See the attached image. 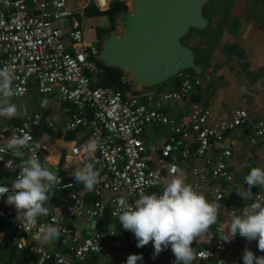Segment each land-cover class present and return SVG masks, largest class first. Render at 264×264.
Masks as SVG:
<instances>
[{
  "label": "built area",
  "instance_id": "2783aa9c",
  "mask_svg": "<svg viewBox=\"0 0 264 264\" xmlns=\"http://www.w3.org/2000/svg\"><path fill=\"white\" fill-rule=\"evenodd\" d=\"M87 2L0 0V68H8L13 74V97L22 96L28 86L33 85L39 93L68 103L70 109L65 115V129H82L86 133L82 144L71 148V153L80 157L76 169L93 163L99 172L98 183L92 191L87 190L94 196L92 201H86L72 189L76 184H82L61 179L60 184L54 187L65 193L58 201L57 211L50 212L33 224L19 225L14 219L15 209L5 203L6 197L0 198V222L13 230L8 239L15 247L21 248L25 237H34L40 228L56 222L60 237L54 243L62 245L69 238V250L73 252L74 260L79 262L84 261L88 254L101 253L103 250L116 255L123 243H136L133 233L124 231L112 234V230H109L79 235L68 228L66 216L73 215L86 221L96 217H114L118 209L132 205L139 194L163 190L174 175L173 169L177 168L176 158L171 157L164 171L152 165L154 149L142 139L145 127L151 123L162 125L169 134L178 135L183 140L193 135L196 142L193 153L202 159V166H191L192 186L210 202L220 197L221 209L229 219L234 210L238 213L246 205L264 203V193L252 190V195L245 201L237 192L242 190L243 184L235 181L226 170L230 150L221 143L222 133L244 125L247 121L245 110L238 109L229 120L218 118L212 123L207 122V112L196 102L190 104L185 117L173 118L163 110L165 106L186 97L199 84L200 77H195L189 70L180 71L176 76V89L157 93H129L122 91L119 85L91 87L88 73L95 75L101 69L92 58L97 40L89 42L83 38L82 10ZM92 2L95 5L94 0ZM120 82L127 83L123 77ZM39 118L38 112L25 113L6 134L0 135V148H4L12 136L27 135L31 141L29 148L24 150L25 156L28 159L39 158L43 145L34 138L32 132ZM48 126L51 129L53 127L50 122ZM48 138V133L44 134L43 139ZM93 140L99 141L101 147L93 154L81 157ZM248 140L251 145L264 148V121H258L251 127ZM170 150L169 142L161 148L163 154ZM189 153L190 149L183 147L180 156L184 158ZM156 162L161 160L157 159ZM20 167L21 162L17 158L10 153L0 152V184L10 187L7 178L14 180ZM205 170L209 173L208 178L203 173ZM215 179H221L223 183H210ZM230 193L236 194L235 200L239 207L224 199ZM232 243L235 244V241L223 242L216 238L212 246L193 248L197 260L225 264L215 252L225 251ZM244 249L243 246H236L235 258L229 264H238L243 260ZM249 249L258 256H264L255 242L249 244ZM28 251L43 260L51 258L54 264H70L72 261H67L59 252L44 250L35 242ZM160 254L164 256L166 264H173L175 257L170 247ZM125 262L126 259H122L119 264Z\"/></svg>",
  "mask_w": 264,
  "mask_h": 264
},
{
  "label": "crops",
  "instance_id": "0c3cea01",
  "mask_svg": "<svg viewBox=\"0 0 264 264\" xmlns=\"http://www.w3.org/2000/svg\"><path fill=\"white\" fill-rule=\"evenodd\" d=\"M244 1L239 14L232 16L223 31L220 33L213 31L205 36L206 39H209L214 35V40L209 42L207 48L203 50V54L208 58V63L202 71L199 84L194 86L186 97L163 108L168 116L180 118L185 117L190 104L196 102L207 112L208 123H212L218 118L229 120L234 111L245 110L247 113L246 123L223 132L221 140V143L230 150V155L226 159V170L235 181L242 183L243 186L244 176L251 167H264V148L259 145H251L248 140L251 127L258 121H264V0ZM94 3L98 8L106 7L105 0H103V6L98 3V0H94ZM96 22V17L85 18L83 15V38L85 41L93 42L98 39L94 28H92V24ZM220 28H222V24ZM176 88L177 80H169L159 85L158 88L153 87L148 91L157 93L172 91ZM12 102L19 106L22 116L32 112L40 114L37 125L32 128L34 138L40 140L43 145L40 151V162L56 171L62 181H74L72 172L76 169L80 157L74 156L71 153V148L74 145L82 144L86 133L82 129H65V115L69 111L70 105L58 101L54 96L39 93L33 85H29L22 96L12 97ZM22 116L12 120L0 118V135L6 134L13 125L20 121ZM48 122L52 124V129L49 128ZM46 133L49 138L43 139ZM142 139L147 146L154 149V154L151 156L152 165L164 171L171 157H173L172 159L176 158V169L179 170V174L185 178L186 182L192 185L191 166H202V159L193 153L196 142L192 134L183 140L178 135L169 134L162 125L151 123L145 127ZM168 142L171 144V150L163 154L161 148ZM183 147L190 149V153L184 158L180 156ZM86 149L87 151L81 155L83 158L89 154L88 147ZM60 157H62V163L59 167ZM23 159L28 158L24 156ZM157 159L161 162H156ZM17 160L21 162L20 158ZM203 173L208 178V171L205 170ZM7 179L12 181L10 177ZM210 183L222 184L223 182L221 179H215ZM73 190L78 195L88 193L87 200L94 197L82 185L76 184ZM251 190L264 193V189L256 186H253ZM53 192L55 194L50 198V205L53 208L51 212L57 211L58 201L65 194L62 190L55 188ZM226 196L232 198L233 202L227 200L231 205L239 207V203L235 200L236 194L230 193ZM207 197L210 198V196ZM43 217L46 216L38 218ZM218 220L221 223L218 222L210 228L209 233L202 235L205 237L204 239L197 238L192 246H212L216 238H220L219 231L225 228L226 222L230 219L221 209ZM70 225V229L79 235H86L85 232L89 230V220L75 217ZM216 227L219 229L217 230ZM11 233H13L11 227L0 222V264H54L51 258L43 260L37 254L28 251L29 246L35 242L50 252L53 242L44 244L35 236H27L24 239V245L21 248H16L15 244L8 239ZM239 238L237 234L232 239L235 244H230L223 252H215L216 256L221 258L225 264H229L235 258L236 246H243L250 250L249 244L257 243L255 240L249 242ZM136 243H123L116 255L109 253L108 250H103L101 253H95L96 255L88 254L85 258L91 255L90 257L94 258L92 264H119L122 259H127L129 254H142L143 259L137 264H166L165 258L161 254L153 258L154 248L151 242L141 248L136 247ZM253 253L258 256L257 253ZM76 261L72 260L70 264ZM193 264H213V262L197 260ZM238 264H243V260Z\"/></svg>",
  "mask_w": 264,
  "mask_h": 264
},
{
  "label": "clouds",
  "instance_id": "9594fccd",
  "mask_svg": "<svg viewBox=\"0 0 264 264\" xmlns=\"http://www.w3.org/2000/svg\"><path fill=\"white\" fill-rule=\"evenodd\" d=\"M12 82V72L8 68H0V118L6 120L22 116L19 106L12 102L15 95ZM30 141L27 135L12 136L4 148H0V152L21 159L20 170L10 182V187L0 184V198L6 197L5 203L14 207V219L19 225L33 224L38 217L50 214L53 209L50 198L55 194L54 187L61 181L57 172L42 164L39 158L23 159ZM87 147L93 154L101 145L93 140ZM173 173L161 192L141 193L132 205L118 209L113 215L123 230L133 233L136 247L152 243L153 258L170 247L175 257L173 264H193L197 255L192 244L220 222L218 217L222 205L220 197L217 201L207 200L202 192L186 182L178 169H173ZM72 176L76 183L92 191L98 183L99 172L93 163H88L74 169ZM243 182L248 187L242 186V190L237 192L247 201L253 186L264 189V167H251ZM219 232V239L223 242H230L238 234L249 242L255 240L258 249L264 252V203L246 205L238 213L232 211L231 219ZM112 234H116L114 228ZM35 236L44 244L54 243L60 237L58 222L40 228ZM142 259V254H129L125 264H137ZM242 259L243 264H264V256H256L247 248Z\"/></svg>",
  "mask_w": 264,
  "mask_h": 264
},
{
  "label": "water",
  "instance_id": "95a60500",
  "mask_svg": "<svg viewBox=\"0 0 264 264\" xmlns=\"http://www.w3.org/2000/svg\"><path fill=\"white\" fill-rule=\"evenodd\" d=\"M112 1L115 0H106V7ZM117 1L125 10L117 13L113 29L99 33L92 58L102 66L121 71L129 93L148 91L176 78L183 70L199 78L208 63L203 54L205 36L223 31L245 3L244 0H231L230 5L225 0ZM223 8H227L226 14L221 12ZM224 199L233 202L229 196ZM66 217L70 228L75 217ZM88 227L86 235L113 228L115 232H130L122 229L118 218L110 216L90 219ZM69 245L66 238L62 245L53 243L50 252H59L67 261L74 260Z\"/></svg>",
  "mask_w": 264,
  "mask_h": 264
},
{
  "label": "trees",
  "instance_id": "16d2710c",
  "mask_svg": "<svg viewBox=\"0 0 264 264\" xmlns=\"http://www.w3.org/2000/svg\"><path fill=\"white\" fill-rule=\"evenodd\" d=\"M125 10V6L115 0L108 4V6L105 9H98L92 2V0H88L86 5L83 7V15L86 17L94 16L97 19L96 23L92 24V28L95 30V35L98 38L99 32L102 31H108L110 29H113L114 21L117 17V13L119 11ZM101 71L99 73H96L95 75H88L91 77V87L96 86H112V85H119V88L123 90H127L128 84L126 82H120V78L122 77L121 71L111 68V67H105L100 64H98ZM177 78L171 79V81H176ZM159 86H156L154 88H158ZM62 163V157L59 159V167ZM88 196V193L86 194ZM86 195L80 194L81 197H83L85 200H87ZM94 197H91L87 201H92ZM91 255H96L95 253H92ZM90 255V256H91ZM88 256L85 258L82 262H72V264H92L94 262V258ZM51 260V259H50Z\"/></svg>",
  "mask_w": 264,
  "mask_h": 264
},
{
  "label": "rangeland",
  "instance_id": "374dc122",
  "mask_svg": "<svg viewBox=\"0 0 264 264\" xmlns=\"http://www.w3.org/2000/svg\"><path fill=\"white\" fill-rule=\"evenodd\" d=\"M225 2H226L227 5H230V4H231V0H225ZM226 10H227V8H223V9H221V12H222L223 14H226V13H227ZM212 36H214V35H212ZM210 38H211V37H209V39H210ZM209 39H206V40H205L206 48H207V46L209 45Z\"/></svg>",
  "mask_w": 264,
  "mask_h": 264
},
{
  "label": "bare ground",
  "instance_id": "6f19581e",
  "mask_svg": "<svg viewBox=\"0 0 264 264\" xmlns=\"http://www.w3.org/2000/svg\"><path fill=\"white\" fill-rule=\"evenodd\" d=\"M105 2H106V0H105ZM98 3L101 5V6H103V0H98Z\"/></svg>",
  "mask_w": 264,
  "mask_h": 264
},
{
  "label": "flooded vegetation",
  "instance_id": "af4514ba",
  "mask_svg": "<svg viewBox=\"0 0 264 264\" xmlns=\"http://www.w3.org/2000/svg\"><path fill=\"white\" fill-rule=\"evenodd\" d=\"M214 40V36H211V38L209 39V42L211 43Z\"/></svg>",
  "mask_w": 264,
  "mask_h": 264
}]
</instances>
